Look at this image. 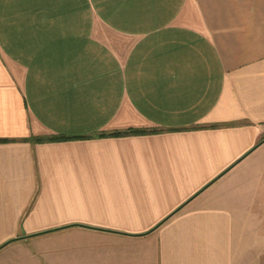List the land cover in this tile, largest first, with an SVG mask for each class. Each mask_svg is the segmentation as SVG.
Returning a JSON list of instances; mask_svg holds the SVG:
<instances>
[{"label": "crops", "instance_id": "1", "mask_svg": "<svg viewBox=\"0 0 264 264\" xmlns=\"http://www.w3.org/2000/svg\"><path fill=\"white\" fill-rule=\"evenodd\" d=\"M263 139L264 0H0V264H264Z\"/></svg>", "mask_w": 264, "mask_h": 264}, {"label": "trees", "instance_id": "2", "mask_svg": "<svg viewBox=\"0 0 264 264\" xmlns=\"http://www.w3.org/2000/svg\"><path fill=\"white\" fill-rule=\"evenodd\" d=\"M131 132H135V131H131ZM140 131H136V133H139ZM142 132V131H141ZM127 133H130V132H127ZM116 135H121L120 133H118V134H116ZM48 140H52V141H54V140H65V138H56V137H54V138H50V139H48ZM264 140V139H263ZM262 140V141H263ZM40 141H45V140H40Z\"/></svg>", "mask_w": 264, "mask_h": 264}]
</instances>
